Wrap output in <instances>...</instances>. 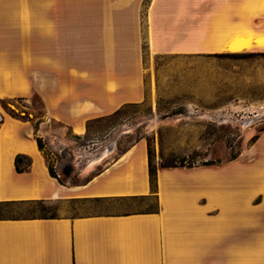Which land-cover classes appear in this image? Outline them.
I'll use <instances>...</instances> for the list:
<instances>
[{"label": "crops", "instance_id": "obj_1", "mask_svg": "<svg viewBox=\"0 0 264 264\" xmlns=\"http://www.w3.org/2000/svg\"><path fill=\"white\" fill-rule=\"evenodd\" d=\"M238 36L264 39V0H0V100L41 103L35 118L0 113V201L159 202L157 212L0 219V264H264V130L231 161L157 168L156 189L143 139L109 161L91 154L77 184L49 174L34 139L37 121L43 138L49 121L83 135L143 102L144 47L221 51ZM18 154L30 159L23 172Z\"/></svg>", "mask_w": 264, "mask_h": 264}, {"label": "rangeland", "instance_id": "obj_2", "mask_svg": "<svg viewBox=\"0 0 264 264\" xmlns=\"http://www.w3.org/2000/svg\"><path fill=\"white\" fill-rule=\"evenodd\" d=\"M143 59L147 93L143 102L92 121L83 135L55 122L46 123L44 140L52 152V164L58 175L62 165L71 160L74 172L69 181H81L78 169L91 154L102 150L109 161L139 139L147 142L151 160L157 166L226 162L232 154L256 141L252 142L253 136L260 134L264 126V48L154 55L145 47ZM10 109L35 118L41 113V103L36 97L32 105L13 99L0 102L2 115L9 114ZM79 151L82 157L75 158ZM45 206L49 211H42L37 204L24 203L12 207L9 213L27 216L46 212L58 216L64 210L134 212L154 208L155 199L66 204L47 201Z\"/></svg>", "mask_w": 264, "mask_h": 264}, {"label": "trees", "instance_id": "obj_3", "mask_svg": "<svg viewBox=\"0 0 264 264\" xmlns=\"http://www.w3.org/2000/svg\"><path fill=\"white\" fill-rule=\"evenodd\" d=\"M145 48V47H144ZM230 54H233V55H239V54H242V53H230ZM4 100L5 99H1L0 102L2 104H4ZM14 100H23V98H16ZM128 105H125L123 107H126ZM121 107V108H123ZM120 108V109H121ZM120 109H118L117 111H115L114 113H112L111 115L117 113L120 111ZM11 112H9V115L13 116V117H17V118H29L28 115H21L20 113L18 112H15L13 110L10 109ZM111 115H108V116H111ZM106 116V117H108ZM101 119V118H100ZM98 120V119H97ZM96 121V120H94ZM0 122H1V118H0ZM92 122V121H91ZM89 122V124L91 123ZM88 124V126H89ZM35 127V135H34V139L36 140V143H37V146H38V149L40 150V152L42 153V155L44 156L45 160H46V163H47V168H48V171H49V174L56 178L57 181L61 184H66V183H71V184H77L79 183L80 181H69L72 173L74 172V163H72V161L70 160V162L62 165L61 167V175H58L54 169V166L52 164V152L49 151V147H48V144L46 143V141L44 140V138L40 135L37 134V128H38V121L35 123L34 125ZM88 130V128H87ZM264 130V126L259 130V132H262ZM259 137V133L256 134L255 136H253L252 138V142H254L257 138ZM137 141V140H136ZM133 144V143H132ZM147 151H148V173H149V181H150V185L152 188L156 189L157 187V182H156V173H157V168H169V167H188V168H191V167H199V166H208V165H219V164H222L224 162L222 161H206V162H202V163H199L197 165H184L183 163H180V164H176V163H172V164H160V165H155L152 160H151V151H150V148H149V145L147 144ZM241 153V149L238 150L236 153L232 154L228 160V161H231L235 158H237L239 156V154ZM19 158H22L24 159L26 162H25V165H23L22 163L19 162ZM72 159V157H71ZM29 158L25 155H22V154H18L15 158V169L17 172H23L25 171L28 166H29ZM156 192V190H155ZM149 199V198H154L155 199V207L154 208H149V209H146V210H140V211H134V212H157L159 210V202H158V199H157V195H154V196H134V197H131V199ZM96 201H98L99 199H95ZM47 202V200H43V199H38V200H28V201H18V200H2L0 201V219H27V218H54V217H57V215L55 213H46V212H43L42 214H39V215H23V216H17V215H14V214H11L9 213V210L16 206V205H19V204H24V203H27V204H37V205H40V208L42 211H49V208H47L45 206V203Z\"/></svg>", "mask_w": 264, "mask_h": 264}, {"label": "bare ground", "instance_id": "obj_4", "mask_svg": "<svg viewBox=\"0 0 264 264\" xmlns=\"http://www.w3.org/2000/svg\"><path fill=\"white\" fill-rule=\"evenodd\" d=\"M258 46L264 47V39L263 38H256L255 41H253L252 36L248 37H236L228 46L227 50L232 52L242 51L246 49H250L255 46V44Z\"/></svg>", "mask_w": 264, "mask_h": 264}, {"label": "water", "instance_id": "obj_5", "mask_svg": "<svg viewBox=\"0 0 264 264\" xmlns=\"http://www.w3.org/2000/svg\"><path fill=\"white\" fill-rule=\"evenodd\" d=\"M19 162H20V163L22 162V158H19Z\"/></svg>", "mask_w": 264, "mask_h": 264}]
</instances>
